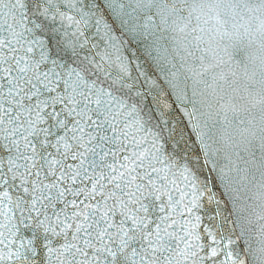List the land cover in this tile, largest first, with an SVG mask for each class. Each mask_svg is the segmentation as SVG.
<instances>
[{
	"label": "snow or ice",
	"instance_id": "1",
	"mask_svg": "<svg viewBox=\"0 0 264 264\" xmlns=\"http://www.w3.org/2000/svg\"><path fill=\"white\" fill-rule=\"evenodd\" d=\"M0 264H264V0H0Z\"/></svg>",
	"mask_w": 264,
	"mask_h": 264
}]
</instances>
